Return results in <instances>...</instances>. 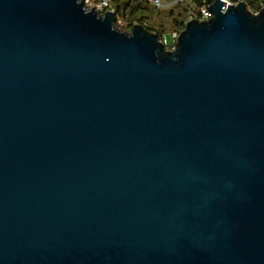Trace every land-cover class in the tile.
<instances>
[{"label":"water","instance_id":"95a60500","mask_svg":"<svg viewBox=\"0 0 264 264\" xmlns=\"http://www.w3.org/2000/svg\"><path fill=\"white\" fill-rule=\"evenodd\" d=\"M224 8L167 51L0 0V264H264V9Z\"/></svg>","mask_w":264,"mask_h":264},{"label":"built area","instance_id":"2783aa9c","mask_svg":"<svg viewBox=\"0 0 264 264\" xmlns=\"http://www.w3.org/2000/svg\"><path fill=\"white\" fill-rule=\"evenodd\" d=\"M156 8H161L166 5H181L183 3L187 4V14L183 24V28L171 33L172 41L169 42L166 34L159 37V41L164 45L167 51H175L177 47V41L181 33L184 31L185 27L189 22H207L214 18V14L209 10L210 6L216 3V0H143ZM225 3V9L230 6H238L240 3L246 7V10L252 15H258L262 9H264V0H219ZM85 4L88 5L89 1L84 0ZM100 13L108 7L107 0L102 4L96 6Z\"/></svg>","mask_w":264,"mask_h":264},{"label":"trees","instance_id":"16d2710c","mask_svg":"<svg viewBox=\"0 0 264 264\" xmlns=\"http://www.w3.org/2000/svg\"><path fill=\"white\" fill-rule=\"evenodd\" d=\"M111 3H113V6L111 4L110 7L104 9L100 14H105L109 10H114L113 12H115L117 19L116 23L119 19L122 21H128L126 28H123L125 31H131L137 24L143 25L144 21L149 20L150 16L156 13L154 8L143 0H111ZM177 8L179 9V14H177L176 17L173 10L167 14V18L170 19L172 32L182 29L185 21V16L180 11L184 12L186 9L181 10L179 5ZM146 30L153 33L155 32L158 37L164 34L162 31L157 32L151 31L150 29Z\"/></svg>","mask_w":264,"mask_h":264},{"label":"rangeland","instance_id":"374dc122","mask_svg":"<svg viewBox=\"0 0 264 264\" xmlns=\"http://www.w3.org/2000/svg\"><path fill=\"white\" fill-rule=\"evenodd\" d=\"M88 1H89V4L86 5L87 8L88 9L94 8L98 13H100L99 9L96 6H98L99 4H102L105 0H88ZM107 4H108V7H110L111 4L113 6V3H111V0H107ZM149 5H151V4H149ZM179 6H180L181 10L186 9V11L184 10V12L180 11L186 17L187 4L183 3ZM152 7L154 8L156 13H154L152 16H150L149 20L144 21L143 25H141V24H137V25H141V26H143V28L150 29L151 31H157V32L162 31L164 34H166L169 42H171L172 41V38H171L172 29L170 27L171 26L170 25V19L167 18V14L173 10L175 12V17H176V15L179 14V9L177 8L176 5H166V6L161 7V8H156L154 6H152ZM109 11H114V10H109ZM127 25H128V21H125V20L122 21L120 19L116 23V26L120 29L126 28Z\"/></svg>","mask_w":264,"mask_h":264}]
</instances>
